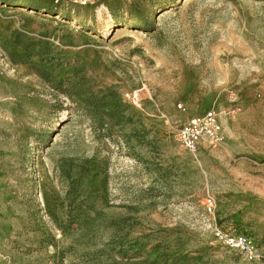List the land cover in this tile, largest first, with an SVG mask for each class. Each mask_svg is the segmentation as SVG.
I'll use <instances>...</instances> for the list:
<instances>
[{
  "label": "rangeland",
  "instance_id": "rangeland-1",
  "mask_svg": "<svg viewBox=\"0 0 264 264\" xmlns=\"http://www.w3.org/2000/svg\"><path fill=\"white\" fill-rule=\"evenodd\" d=\"M0 264H264V0H0Z\"/></svg>",
  "mask_w": 264,
  "mask_h": 264
},
{
  "label": "built area",
  "instance_id": "built-area-1",
  "mask_svg": "<svg viewBox=\"0 0 264 264\" xmlns=\"http://www.w3.org/2000/svg\"><path fill=\"white\" fill-rule=\"evenodd\" d=\"M125 97L134 104L140 101V91L127 92ZM182 108V105H179ZM177 137L184 148L192 154H197L203 146L216 147L223 140V125L220 116L213 110L203 115L193 117L184 123L178 130ZM215 200L209 197L206 200L208 215H214ZM213 235L225 248L243 254L250 262L258 263L262 255L257 241L243 233H229L215 226Z\"/></svg>",
  "mask_w": 264,
  "mask_h": 264
}]
</instances>
